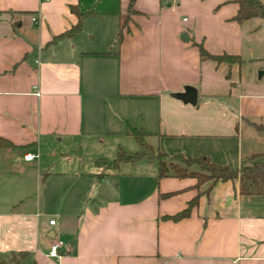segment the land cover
Segmentation results:
<instances>
[{"label":"crops","instance_id":"obj_1","mask_svg":"<svg viewBox=\"0 0 264 264\" xmlns=\"http://www.w3.org/2000/svg\"><path fill=\"white\" fill-rule=\"evenodd\" d=\"M129 1H98L91 30L90 0H0V264H55V241L58 264H264V193L158 178L146 157L110 165L138 152L131 129L231 170L264 156V18L233 21L235 0H135L115 45Z\"/></svg>","mask_w":264,"mask_h":264},{"label":"trees","instance_id":"obj_2","mask_svg":"<svg viewBox=\"0 0 264 264\" xmlns=\"http://www.w3.org/2000/svg\"><path fill=\"white\" fill-rule=\"evenodd\" d=\"M134 1L135 0L129 1L127 14L120 18L119 30L115 38V45H118L121 42L125 24H127L131 15L134 14ZM160 2L170 4V0H160ZM234 2L237 4L238 10L233 18V21L242 23L252 18H264V5L259 0H235ZM80 18L81 16H78L77 24L72 29L53 38V40L75 33L80 27ZM198 50L202 60H211L216 63L225 62L228 64L239 62L238 57L234 56L210 55L201 45L198 46ZM130 134L136 140L141 151L132 155H125L124 153L119 152L115 160H113L110 164L113 169L117 168L120 164L135 163L139 159L148 155V159H155L158 162V178H164L169 174L178 178L193 177L197 180V185H201L205 182H212L215 184L218 182L238 180L239 193L241 195L264 193V160L259 161L260 159H264V156H251L244 161L243 165L239 169L231 170L226 166L215 165L208 158L203 156L198 158H185L183 156L168 157L162 153L154 154L152 148L147 145L144 137L137 130L131 129ZM10 147H12V145L9 142L0 139V148ZM165 158L171 160L168 165L164 161ZM172 161H176L177 163H173ZM192 167H196V170H191ZM197 202L198 197L189 204L186 210L170 217V219L177 221L186 218L189 215L191 207L196 205Z\"/></svg>","mask_w":264,"mask_h":264},{"label":"built area","instance_id":"obj_3","mask_svg":"<svg viewBox=\"0 0 264 264\" xmlns=\"http://www.w3.org/2000/svg\"><path fill=\"white\" fill-rule=\"evenodd\" d=\"M176 0H170V3H175ZM37 155H34V154H31V153H28V154H25L23 156V159L25 161H30V160H33L34 158H36ZM48 225L49 226H52L54 225V221L53 220H49L48 221ZM62 246V243L60 241H55L54 243H52L49 248H48V252L46 254V257L48 259H51V260H54L56 263L55 264H58V260H59V255L57 253V250Z\"/></svg>","mask_w":264,"mask_h":264},{"label":"rangeland","instance_id":"obj_4","mask_svg":"<svg viewBox=\"0 0 264 264\" xmlns=\"http://www.w3.org/2000/svg\"><path fill=\"white\" fill-rule=\"evenodd\" d=\"M90 1H93L94 2V4H95V7L93 6L91 9H90V11H91V15H93L94 13H96L95 14V16H94V20L91 22V24L90 25H88V27L91 29V30H99V26H100V22H99V18H100V16H99V10H103V9H101L100 8V5H99V3H98V1H105V0H90ZM102 18H105V16H101ZM95 28V29H94ZM141 151V149H140V147H139V150H138V152H140ZM154 153V152H153ZM134 154V153H133ZM155 154V153H154ZM132 155V154H131ZM148 156V155H147ZM147 156H146V158H147ZM145 158V157H144ZM261 160H264V159H260L259 161H261ZM164 161L167 163V165L171 162V160L170 159H168V158H165L164 159ZM173 163H177L176 161H172Z\"/></svg>","mask_w":264,"mask_h":264},{"label":"water","instance_id":"obj_5","mask_svg":"<svg viewBox=\"0 0 264 264\" xmlns=\"http://www.w3.org/2000/svg\"><path fill=\"white\" fill-rule=\"evenodd\" d=\"M196 92L194 90H188L187 93L185 95H182L180 98L191 105H195L196 104Z\"/></svg>","mask_w":264,"mask_h":264}]
</instances>
